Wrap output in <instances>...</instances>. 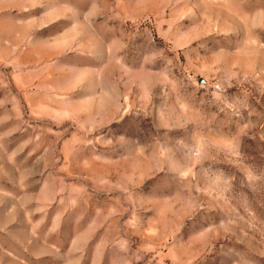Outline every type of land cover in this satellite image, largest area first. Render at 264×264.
Returning <instances> with one entry per match:
<instances>
[{"label":"rangeland","instance_id":"374dc122","mask_svg":"<svg viewBox=\"0 0 264 264\" xmlns=\"http://www.w3.org/2000/svg\"><path fill=\"white\" fill-rule=\"evenodd\" d=\"M3 214L0 264H264V0H0Z\"/></svg>","mask_w":264,"mask_h":264},{"label":"crops","instance_id":"0c3cea01","mask_svg":"<svg viewBox=\"0 0 264 264\" xmlns=\"http://www.w3.org/2000/svg\"><path fill=\"white\" fill-rule=\"evenodd\" d=\"M3 217V218H7L6 219V224L3 225V226H0V232L1 231H4V232H10L11 230L12 231H16V230H19V229H26L28 230L29 229V233L30 232H34V229H33V224H32V221L29 220L30 219H33V215H30V216H27V217H22L21 216V219H19L18 216H11V215H8V214H3V215H0V218ZM28 222H31V225H29ZM32 244V241L30 239H28V242L27 240L25 241V245H31ZM30 253L31 250H29Z\"/></svg>","mask_w":264,"mask_h":264}]
</instances>
